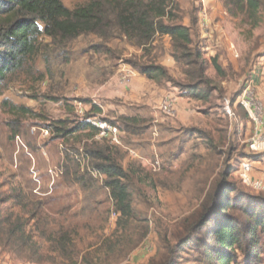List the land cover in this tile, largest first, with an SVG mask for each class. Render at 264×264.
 <instances>
[{
    "label": "rangeland",
    "instance_id": "rangeland-1",
    "mask_svg": "<svg viewBox=\"0 0 264 264\" xmlns=\"http://www.w3.org/2000/svg\"><path fill=\"white\" fill-rule=\"evenodd\" d=\"M85 1L62 0L68 8ZM177 2L180 22L197 16L193 40L202 46L206 59L218 57L224 74H216L210 65L208 75L217 89L208 104H199L192 123L163 126L159 139L148 129V120L140 129L120 135L121 143L114 146L129 171L130 217L116 211L103 179L87 168L83 146L94 130L77 131L65 138L58 137L49 124L69 119L71 125L96 117L120 129L118 116L103 113L97 105L98 113L84 100H92V93L109 75L131 67L127 59L139 57L141 50L123 38L103 42L91 33L80 34L62 48L40 38L36 53L25 66L1 83L0 192L15 188L30 200L40 201L39 212L49 221L48 229L62 226L70 231L74 243L72 258L67 260L51 255L48 242L36 237L49 257L42 264H204L206 228L195 229L193 223L218 186L221 172L226 171L235 190L264 195L240 178V162L249 158L252 179L264 186V151L248 148L254 123L237 102L249 84L260 109V134L264 136V5L257 24L241 15L231 16L224 0ZM209 12L211 32L199 22L206 19L200 15ZM156 49L152 55L160 61L170 49L168 40L163 38ZM172 76L183 78L176 63ZM225 98L231 102V116L225 111ZM19 106L30 112L17 109ZM95 134L94 140L110 144L106 137ZM158 142L157 153L152 145ZM81 175L84 182L77 180ZM14 210L19 212V208ZM29 228L33 230L32 222ZM0 264L36 263L0 249Z\"/></svg>",
    "mask_w": 264,
    "mask_h": 264
},
{
    "label": "trees",
    "instance_id": "trees-1",
    "mask_svg": "<svg viewBox=\"0 0 264 264\" xmlns=\"http://www.w3.org/2000/svg\"><path fill=\"white\" fill-rule=\"evenodd\" d=\"M263 5L264 0H224L231 16L241 15L257 24ZM181 18L177 0H86L73 8L62 0H0V86L9 73L24 67L36 53L40 38L62 48L80 34L91 33L103 42L123 38L142 52L139 57L127 59V64L157 84L170 83L183 95L207 103L217 89L208 75L210 65L218 75H223L224 70L216 55L206 59L202 46L194 42L197 16L190 18L188 25L180 22ZM165 36L169 38V53L180 67L181 80L169 73L156 54L152 55ZM84 101L100 112L92 100ZM16 108L30 112L23 106ZM143 121L147 119L122 116L120 129L132 133L141 128ZM49 128L65 138L77 131L94 130L83 146L87 168L104 175L103 182L116 211L122 217H130L133 210L127 186L129 171L119 160V148L94 140L93 134L99 130L86 120L71 125L69 119L57 120ZM83 177L77 180L84 182ZM226 177V171L221 172L218 186L193 223L195 229L206 228L204 264H263L264 247L258 246H264V195L237 191ZM41 206L40 201L30 200L15 188L0 192V249L17 259L42 264L49 257L36 239L41 237L48 242L51 255L71 259L74 243L70 231L62 226L49 230V221L39 212ZM31 222L33 230L29 228Z\"/></svg>",
    "mask_w": 264,
    "mask_h": 264
},
{
    "label": "crops",
    "instance_id": "crops-1",
    "mask_svg": "<svg viewBox=\"0 0 264 264\" xmlns=\"http://www.w3.org/2000/svg\"><path fill=\"white\" fill-rule=\"evenodd\" d=\"M208 15H200L201 18L206 19L199 22L201 26L206 25V27H209L211 32V20L213 18L211 17V12ZM183 24L188 25L189 19ZM215 25L214 28H218V24ZM164 38L169 42L167 36ZM159 62L169 70L171 75H174L175 61L170 55L169 49ZM126 73L129 74L128 77ZM180 93L176 88L171 87L169 83L157 84L138 70L124 67L109 75L92 93L91 99L96 106L98 105L101 108L103 113L107 112L115 117L118 116V121H120L122 116H140L147 119L148 129L159 139V129L163 128V126L169 124L172 126L177 124L187 125L192 123L199 114L197 109L202 102L193 100ZM166 97L173 99L174 113L171 116L160 109ZM124 133L125 135L129 134L121 131V135ZM152 146L155 147L154 151L157 152L156 149L159 146V142Z\"/></svg>",
    "mask_w": 264,
    "mask_h": 264
},
{
    "label": "built area",
    "instance_id": "built-area-1",
    "mask_svg": "<svg viewBox=\"0 0 264 264\" xmlns=\"http://www.w3.org/2000/svg\"><path fill=\"white\" fill-rule=\"evenodd\" d=\"M126 76H129V74H127ZM223 102L226 113L229 116L233 115V111L230 109L229 100L225 98ZM237 102L247 112L248 116L251 118V120L254 123V132L248 142V148L252 152L264 151V136L260 134L261 126L263 122L260 117V109L258 110L255 101L252 98L251 88L249 84L246 85V87H244L242 94L237 98ZM160 109L169 116L173 115L174 113L173 99L171 97H166L163 100ZM86 121L94 125L99 130L98 135L106 137L111 145L121 143L120 141L121 131L115 124H110L107 121L96 119V117H88L86 118ZM91 169L94 175H97L102 179H104V175H102L94 168ZM251 171H252V160L249 158L243 159L239 165V174L241 180L247 186L253 187L258 191H264V186L262 185V183L252 179Z\"/></svg>",
    "mask_w": 264,
    "mask_h": 264
}]
</instances>
